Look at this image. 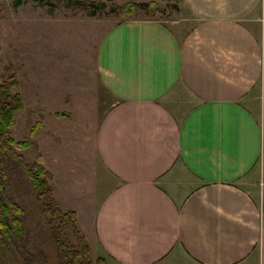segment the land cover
<instances>
[{"label": "crops", "instance_id": "1", "mask_svg": "<svg viewBox=\"0 0 264 264\" xmlns=\"http://www.w3.org/2000/svg\"><path fill=\"white\" fill-rule=\"evenodd\" d=\"M178 1L173 22L126 15L103 29L102 193L96 170L83 202L40 151L42 164L102 264H264L263 145L249 109L262 47L247 20L261 0Z\"/></svg>", "mask_w": 264, "mask_h": 264}, {"label": "rangeland", "instance_id": "2", "mask_svg": "<svg viewBox=\"0 0 264 264\" xmlns=\"http://www.w3.org/2000/svg\"><path fill=\"white\" fill-rule=\"evenodd\" d=\"M149 1L154 6H139ZM126 2L135 4L129 15L152 16L168 23L180 18L179 1L0 0V82L12 75L16 81L12 90L19 93L23 103L14 116L11 135L19 140L35 125L28 137L33 145L20 151L24 161H32L41 151L47 167L59 171V180L70 195L77 192L83 202L93 187V170L97 172L95 197L108 185L107 179L102 182L101 167L92 159L94 131L111 99L99 79L96 54L104 27L126 16L121 10ZM247 20L262 47V73L250 92L249 109L259 123L263 145L254 179L264 184V0L260 13ZM55 111L67 114L56 116ZM16 159H8L7 171L9 174L17 167L22 184L15 187L18 178L14 176L6 193L26 212H22L23 224L31 220L39 226L33 245L17 242V248L22 250V257L34 249L41 257L37 264H56L52 238L43 220H38L33 191ZM2 258L10 264L6 252Z\"/></svg>", "mask_w": 264, "mask_h": 264}, {"label": "trees", "instance_id": "3", "mask_svg": "<svg viewBox=\"0 0 264 264\" xmlns=\"http://www.w3.org/2000/svg\"><path fill=\"white\" fill-rule=\"evenodd\" d=\"M154 4L153 1H149L139 6L144 8L154 6ZM134 7V3L126 2L121 6V10L129 15L135 10ZM2 8L0 5V16ZM8 78L10 79L0 82V264H5L2 252H6V260L10 264H37V261L41 259L40 254L38 255L34 249L31 250L29 246V254L25 257H22V250L17 248V242L23 245L30 242L33 245V235L37 234L39 226L36 227V222L31 221L29 217L31 222L28 221L29 223L24 225L22 214L25 211L19 202L6 193V189L10 188L11 178L14 176L18 178L15 187L22 184L17 174V167L8 174V159L12 157L17 158L16 161L19 162L20 168L29 180L39 212L38 220L40 218L43 220L54 244L56 264H102L101 257L91 255L85 236L77 226L74 212L62 210L59 207L53 195L52 174L43 166L41 155L37 153L32 161H24L20 151L33 145L28 137L33 135L35 125L31 127L26 136L19 140L13 139L11 128L14 125V116L22 109L23 103L19 93L12 90L16 85L15 78L12 75ZM66 114L54 112L56 116L63 117ZM37 125L41 124L36 123Z\"/></svg>", "mask_w": 264, "mask_h": 264}]
</instances>
